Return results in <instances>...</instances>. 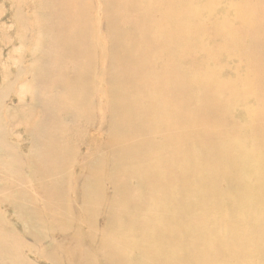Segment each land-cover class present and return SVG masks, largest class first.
Returning a JSON list of instances; mask_svg holds the SVG:
<instances>
[{"label": "rangeland", "instance_id": "obj_1", "mask_svg": "<svg viewBox=\"0 0 264 264\" xmlns=\"http://www.w3.org/2000/svg\"><path fill=\"white\" fill-rule=\"evenodd\" d=\"M107 1H62L84 2L80 11L86 9L84 95L77 87L53 90L56 76L39 80L59 56L54 47L48 53L44 20L39 25L33 14L40 1L0 0V264H264V0H181L180 7V0ZM160 15L165 21L148 26ZM114 25L136 33L140 47L130 55L143 56L140 69L152 71L135 87L123 76L128 68L112 65V52L130 44L123 39L112 49ZM157 32L169 42L146 38ZM40 51L51 57L48 66L32 58ZM171 62L177 85L167 110L161 95L146 92ZM47 98L72 109L64 117L55 110L57 129L39 124ZM57 131L63 146L57 157L65 159L58 165L45 157L51 140L42 138ZM145 153L153 155L141 158ZM206 158L210 169L201 165Z\"/></svg>", "mask_w": 264, "mask_h": 264}, {"label": "bare ground", "instance_id": "obj_2", "mask_svg": "<svg viewBox=\"0 0 264 264\" xmlns=\"http://www.w3.org/2000/svg\"><path fill=\"white\" fill-rule=\"evenodd\" d=\"M12 1H14V0H12ZM33 1V0H32ZM40 2V6H42V7H40L39 8V10L37 11H35L33 14H35V15H37V17H38V24L40 25L41 23H42V21L44 20V22H43V24H42V26H41V32L44 34H48L49 36H50V40L46 43L45 42V45H46V48H47V51H48V53L51 51V50H53L52 48L54 47V52H55V54H59V56L58 57H56L55 58V60L53 61L52 59H51V66L48 68V70H46L45 71V73H44V77H42V75L39 77V80L41 81V80H44L45 78H50L51 79V75H53V76H56V78L57 79H55V80H53V83L51 84V82H52V80L51 81H49V83H50V87L53 89V90H55V89H61L62 91H63V93H66L67 94V90H68V88L69 89H76V87H77V90L78 91H81V92H83V94L84 95H86V88L88 87V86H86L87 84H86V41L87 42H89L88 41V39L86 40V37H89V35L88 36H86V9L84 10V12H81L80 11V9H82V6H80V4H82V3H84V2H62V1H64V0H39ZM46 1V2H45ZM68 1V0H67ZM113 1V0H112ZM177 1H179V0H177ZM47 2H48V4H47ZM107 2H109V0L107 1ZM115 2V1H114ZM259 2V1H258ZM36 3V2H35ZM38 3V2H37ZM43 3H45V5L43 6ZM103 3V2H102ZM183 2H181V0L178 2V7H180L181 6V4H182ZM188 3V2H187ZM105 4H107V3H105ZM108 4H111V2H109ZM108 4H107V6H108ZM120 4L123 6V4H124V2H120ZM264 4V3H263ZM14 5V4H13ZM56 5H58V7H59V10H57L58 9V7H57V9H54V8H56L55 6ZM121 5H120V7H121ZM187 5V4H186ZM190 5V4H189ZM191 5H193L192 4V2H191ZM202 5V4H201ZM208 5V4H207ZM52 6H54V7H52ZM125 6H127V5H125ZM173 6V5H172ZM199 6V5H198ZM204 6V5H203ZM109 7V6H108ZM113 7V9H115L114 7L115 6H112ZM116 7H117V5H116ZM132 8H133V10L135 9V5L134 6H131ZM192 7V6H191ZM190 6H189V9L191 8ZM194 7H196V6H193V9L196 11V9L194 8ZM111 8V7H110ZM174 8V7H173ZM188 8V7H187ZM185 9L184 8V10H185V12H187L186 10H189V9ZM129 9V8H128ZM183 9V8H182ZM181 8H180V10H177V13L178 14H180V16H181V10H182ZM136 10V9H135ZM167 10L169 11V10H172V8L171 7H168L167 8ZM167 10H165L166 12H168ZM183 10V11H184ZM181 11V12H180ZM18 10H16V13H15V16H14V18L16 19V20H19V18H18ZM37 12V13H36ZM185 12H184V14H185ZM81 13H83V18H82V15H81ZM190 13H191V10H190ZM188 14V13H187ZM35 19H37V18H35ZM42 20V21H40V20ZM154 19H156L157 20V22L158 21H165V19H164V16L163 15H160V16H157V17H155V18H151L150 19V23L151 24H149L148 26H152L154 23H153V21H154ZM83 20H85V21H83ZM263 21V20H262ZM36 22V21H35ZM105 23H106V21H104ZM105 25V24H104ZM169 28V27H168ZM198 29L199 30H202L201 29V27L200 26H198ZM96 30V29H95ZM111 30L112 31H110V33L112 32V34H111V38H109V36H108V39H109V41L108 40H106V41H108L109 42V44L111 45V47H112V49H113V47L114 46H116V45H121V43H122V40L123 39H128L130 42V44L129 45H126V46H124L119 52H112V56H110V57H112L113 58V67H116V68H118V67H123V68H128V70H129V74H127V75H123L124 77H125V80L126 81H131L132 82V84H133V86L135 87V84H136V81L138 80V78H140L141 80L142 79H144V78H146V76H147V74H148V72L149 71H151V70H147V69H145V66L146 65H143V69H140V67H139V65L138 64H142V63H144V61L145 60H143V56H142V61H141V59L140 58H138V59H133L132 57H131V55H130V53L135 49V48H137V47H140L139 45H138V43L136 42V40L138 39V36L136 35V33L132 30V29H129L128 31H120L121 29L119 28V26L118 25H114V26H112L111 27ZM94 32V31H93ZM92 32V33H93ZM96 32V31H95ZM37 34H40V32L39 33H37ZM92 35V34H91ZM98 34H96L95 33V37H99V35L97 36ZM37 36H40V35H37ZM106 36V35H105ZM104 36V37H105ZM164 36V34H161L160 32L158 33H155V34H152V36H148V37H146V38H150L151 37V40H152V42H153V44L154 45H156V44H161V43H163V42H169L166 38L164 39V40H162L161 41V37H163ZM41 38V37H40ZM172 38V37H171ZM106 39V38H105ZM97 40V39H96ZM105 41V42H106ZM173 43V42H172ZM105 44V43H104ZM109 46V45H108ZM45 48V49H46ZM50 51H49V50ZM96 49H99V48H96ZM172 49H174V47H172L171 46V43H170V45H169V47H168V51L169 50H172ZM34 50V49H33ZM93 51H94V49H92ZM106 50V49H105ZM152 50H154V49H152L151 47H150V49H148V47H145V51L146 52H149L150 51V53H151V51ZM45 51V50H44ZM46 51V52H47ZM99 51H100V49H99ZM52 52V51H51ZM106 52V51H105ZM108 52V51H107ZM45 53V52H44ZM91 53V52H90ZM96 53V52H95ZM144 53V52H143ZM31 54H32V52H31ZM51 54V53H50ZM54 54V55H55ZM91 54H93V53H91ZM108 55H110V54H108ZM37 58L36 59V61H38V62H45L46 63V65L48 66V64H50V61H49V59L51 58H49L46 54H43L41 51L40 52H38L37 54H32V58L34 59V58ZM93 57V56H92ZM187 58V57H186ZM110 60H112L111 58H110ZM11 61H13V63H14V60H11ZM194 62V61H193ZM176 63H178V61L176 62ZM68 64H69V69H68ZM21 65V64H20ZM46 65H45V67H46ZM169 65H171V71H169V69H167V66H166V64L162 67V69L163 70H165V71H169V76L168 77H166V75L163 73V70H162V73H161V76H160V80H159V82H157V83H155V85H153V89L152 90H150V91H148V92H146V94H151L152 93V95H161V105L162 104H166L167 105V110H170V108H171V106H170V104L168 105L166 102H171V100H173L174 99V91H176V90H174V85H177L176 84V82H175V80H177V74H176V69H177V67L175 68L174 67V65L172 64V62L169 64ZM136 66H138V68L135 70V69H132V67H136ZM33 67V66H32ZM102 67V66H101ZM21 68V67H20ZM36 68V67H35ZM180 68V67H179ZM30 69V68H29ZM28 68H27V70H29ZM103 69V68H102ZM153 69V68H152ZM79 70H81V71H79ZM97 70V69H96ZM30 71V70H29ZM28 71V72H29ZM33 72V71H32ZM69 72V73H68ZM152 72V71H151ZM30 73V72H29ZM36 73H37V71H36ZM98 73V72H97ZM153 73H154V71H153ZM35 75V74H34ZM96 75H98V74H95L94 76H95V78H96ZM101 76V75H100ZM102 77V76H101ZM105 77V76H104ZM114 77V76H113ZM32 78V77H31ZM94 78V77H93ZM110 78H112V77H110ZM171 78H173L174 80L172 81L171 80ZM36 79H37V74H36ZM92 79V78H91ZM99 79V78H98ZM97 79V80H98ZM106 79H108V78H106ZM184 79V78H183ZM33 80H34V78H33ZM38 80V79H37ZM227 80V79H226ZM260 80V79H259ZM39 81V82H40ZM96 81V80H95ZM116 81V77H115V79L113 80V82H115ZM203 81V80H202ZM31 82V81H30ZM33 83H35L34 81H32ZM97 82V81H96ZM183 82H185V81H183ZM37 83V82H36ZM35 83V84H36ZM38 84V83H37ZM179 85V84H178ZM94 86H96V84L94 85ZM197 86V85H196ZM101 87V86H100ZM34 88V87H33ZM93 88H95V87H93ZM97 88H98V86H97ZM176 88V87H175ZM183 88V87H182ZM48 90L47 88H44V90ZM177 89H179V87H177ZM190 89V88H189ZM193 89V88H192ZM45 90V91H46ZM51 90V89H50ZM77 90H75V92L77 91ZM33 91H34V89H33ZM35 91H37V90H35ZM52 91V90H51ZM91 91V90H90ZM100 91V90H99ZM182 91H183V89H182ZM208 91V90H207ZM74 92V93H75ZM94 92H95V90H94ZM203 92V91H202ZM99 93V92H98ZM122 93V92H121ZM179 93V92H178ZM177 92H176V94H178ZM33 94V93H32ZM47 94V93H46ZM82 94V93H81ZM48 95V94H47ZM75 95H78L77 93H75ZM116 95H117V92H116ZM128 95H129V92H128ZM46 95L44 94V97H45ZM48 96H50V95H48ZM81 96V95H80ZM82 97V96H81ZM95 97H96V95H95ZM49 98V97H48ZM47 98V99H48ZM74 98V97H73ZM160 98V97H159ZM55 98H53V100H54ZM182 99V98H181ZM190 99V98H189ZM211 99V98H210ZM49 100V99H48ZM51 100V99H50ZM50 100L49 101H47V100H43V101H41V103H42V105H41V109H42V114L43 115H41V117H42V119L40 120L39 119V124L42 126V127H52V126H54L55 124H54V122L57 120V119H60V116H58V115H56V113H55V110H56V112H57V109H58V112L60 111L59 109H61V108H63L64 106H65V108H66V105H64L63 107H60L59 108V103H60V101L61 100H59V103H56V105L53 107V104L51 105L50 104ZM79 100V99H78ZM80 100H82V99H80ZM79 100V101H80ZM21 101V100H20ZM54 101H57V100H54ZM46 102H49V103H46ZM58 102V101H57ZM61 103H62V101H61ZM18 104H21V102L20 103H18ZM23 105H25V104H23ZM23 105H19L20 107H22ZM18 106V105H17ZM30 106V105H29ZM29 106H27V108L29 107ZM50 106H52L51 108H49ZM71 105H69V107H70ZM193 106V105H192ZM20 107L18 108V109H20ZM90 107V106H89ZM179 107H181V106H179ZM15 108V107H14ZM72 108V107H71ZM16 109V108H15ZM39 109V108H38ZM67 109V108H66ZM66 109H61V111L59 112L60 113V115H62L63 114V117H64V115L66 116L67 115V111H70L71 112V110H67L66 111ZM69 109V108H68ZM106 109V108H105ZM174 109H178L177 107L176 108H174ZM37 110V109H36ZM86 110V109H85ZM104 110V109H103ZM110 110V109H109ZM119 110H120V108L119 107H117V109H116V112H117V114H119ZM22 111H23V109H22ZM105 111V110H104ZM107 111V110H106ZM185 111V110H184ZM25 112H26V109H25ZM73 112H74V114L77 116H75L77 119H78V117H79V115H78V113H75V111H74V109H73ZM110 112V111H109ZM170 112V111H169ZM210 112V111H209ZM82 113V112H81ZM176 113V112H175ZM24 114V113H23ZM58 114V113H57ZM98 114V113H97ZM105 115H106V113H104ZM174 114V113H173ZM249 114V113H248ZM27 115V114H26ZM37 115H38V111H37ZM84 114H82V120L85 118L84 116H83ZM85 115H86V113H85ZM87 115H88V113H87ZM187 114L185 113V116H186ZM252 115V114H251ZM25 116V115H24ZM81 116V115H80ZM92 116V115H91ZM95 116V115H94ZM109 116V115H108ZM74 117V116H73ZM74 117V118H75ZM87 118H88V116H86ZM93 117V116H92ZM115 117L116 118H113V119H116V120H113V122H114V125H113V130L115 131V130H118V128L117 127H119V123H118V116L117 115H115ZM197 117V116H196ZM204 117V116H203ZM87 118H85L86 120H87ZM76 119V120H77ZM101 119V118H100ZM106 119H108V117L106 118ZM189 119H190V117H189ZM72 120H74V119H72ZM76 120H75V122H76ZM81 120V119H80ZM81 120V121H82ZM177 120V119H176ZM79 121V120H78ZM180 122H182V121H180ZM78 123H80V122H78ZM77 123V124H78ZM86 123V122H85ZM84 123V124H85ZM35 124V123H34ZM59 124V123H58ZM81 124H83V123H81ZM133 124H137V123H135V122H133ZM22 126H23V124H21ZM20 125V126H21ZM25 125H26V123H25ZM104 125H105V123H104ZM140 125V124H139ZM220 125H222V124H220ZM29 126V125H28ZM40 126V127H41ZM78 126V128H79V126L80 125H77ZM86 126V125H85ZM107 126H108V124H107ZM130 127H132V125H129ZM187 126V125H186ZM203 126H207V125H203ZM16 127V126H15ZM48 127L46 128V129H48ZM50 127V128H51ZM55 127V126H54ZM84 127V126H83ZM82 127V128H83ZM95 127H96V124H95ZM194 127H195V125H194ZM56 128V127H55ZM31 129H32V127H31ZM36 129H37V127H36ZM43 129V128H42ZM45 129V128H44ZM57 129V128H56ZM79 129H81V128H79ZM78 129V130H79ZM1 130V129H0ZM34 131H35V129H33ZM66 130V129H65ZM12 131V130H11ZM37 131V130H36ZM41 130H39V132H40ZM43 131V130H42ZM45 131V130H44ZM43 131V132H44ZM47 131V130H46ZM62 131V130H61ZM67 131V130H66ZM65 131V132H66ZM48 132V131H47ZM46 132V133H47ZM54 132V131H53ZM52 131H51V133H53ZM64 132V131H63ZM62 132V133H63ZM70 132V131H69ZM72 132V131H71ZM86 132V131H85ZM128 132V131H127ZM9 133V132H8ZM33 133V132H32ZM45 133V134H46ZM67 134H70V133H68V131L66 132ZM65 133V134H66ZM107 133V132H106ZM215 133V132H214ZM10 134V133H9ZM9 134H8V136H9ZM86 134V133H85ZM109 134V133H108ZM107 134V135H108ZM11 135V134H10ZM42 135V134H41ZM39 136L40 138L42 137V136ZM50 135H52V134H50ZM73 135V137H74V134H72ZM76 135V134H75ZM127 135V134H126ZM29 136V135H28ZM53 137H52V139L49 137V136H46V135H44L42 138L43 139H47L48 141H50V143L51 144H49L48 143V146L49 145H51V147H49L48 148V151L46 152V154H45V157H47V155H51V157H53V159H54V157H55V160L56 161H58L56 164L58 165V163H60V161H59V159L61 160L62 158L61 157H57V154H58V156H60L59 154L61 153V151L63 152V146L62 147H60L59 146V141H60V139H61V137L60 136H62V134L61 133H59V131H57V132H55V134L54 135H52ZM64 136V135H63ZM11 137V136H10ZM34 135L33 136H31V139L33 138L34 139ZM37 137V136H36ZM108 137V136H107ZM8 138V137H7ZM20 138V137H19ZM40 138H38L37 140L39 141L40 140ZM41 138V141H39V142H36V145H34V142H33V146L35 147H37V143H41L42 144V139ZM202 138V137H201ZM213 138V135H210L209 136V139L211 140ZM3 139H4V137H3ZM32 139V140H33ZM7 140V139H6ZM36 140V139H35ZM34 140V141H35ZM192 140L194 141V142H196V143H199V144H201V142H200V140H204V139H195V138H193L192 137ZM44 141V140H43ZM46 141V140H45ZM48 141H46V142H48ZM5 142V141H4ZM8 142V141H7ZM6 142V143H7ZM67 142V141H66ZM70 142V143H69ZM68 143L69 144H71V141H69ZM30 143H31V141H30ZM62 143V142H61ZM101 143V142H100ZM5 144V143H4ZM7 144H9V142L7 143ZM11 144V143H10ZM40 144V145H41ZM44 144V143H43ZM66 144V143H65ZM64 144V145H65ZM30 146V145H29ZM43 146V145H42ZM70 146V145H69ZM101 145L99 144V147H100ZM8 147V146H7ZM12 147V146H11ZM41 147V146H40ZM39 147V145H38V147L36 148L37 150H38V148H40ZM66 147V146H65ZM9 148H10V146H9ZM42 148V147H41ZM46 148H47V146H46ZM12 149V148H11ZM28 149H30V148H28ZM70 148H67L66 147V149L65 150H69ZM74 149V148H73ZM96 149H98L97 147H96ZM32 151H33V149H31ZM65 150H64V154L66 153L65 152ZM159 150V149H158ZM5 151V150H4ZM11 151V150H10ZM16 150H14V152H15ZM18 151V150H17ZM99 151V150H98ZM100 151H101V148H100ZM99 151V152H100ZM34 152H36V150H34ZM38 152V151H37ZM85 152V151H84ZM242 152V151H241ZM4 153V152H3ZM7 153V152H6ZM12 153V152H11ZM31 153V152H30ZM40 152H38V154H39ZM45 153V152H44ZM54 153H56V155L54 154ZM68 153V152H67ZM86 153V152H85ZM20 154H22V153H20ZM20 154H19V156H20ZM36 154V153H35ZM42 154V153H41ZM243 154V153H242ZM30 155V154H29ZM61 155H62V157H63V154L61 153ZM85 155V154H84ZM89 155H91V154H89ZM94 155H95V152H94ZM98 155V154H97ZM129 155V154H128ZM150 155H153L152 153H145V154H141L140 155V157L141 158H145V157H148V156H150ZM226 154L225 153H223V156H225ZM9 156V155H8ZM19 156H17V157H19ZM31 156V155H30ZM76 156H77V154H76ZM79 157H80V155H78ZM83 156V155H82ZM2 157V156H1ZM16 157V156H15ZM22 157V156H21ZM43 157V156H42ZM64 157H65V155H64ZM66 157H68V156H66ZM97 157V156H96ZM128 157H130V156H127V158ZM7 158V157H6ZM36 158V157H35ZM11 159V158H10ZM19 159H21V158H19ZM37 159V158H36ZM47 159V158H46ZM64 159V158H63ZM63 159H62V161H63ZM93 159H95V158H93ZM133 159H134V157H133ZM6 159H4V161H5ZM40 160H41V158H40ZM45 160V159H44ZM54 160V161H55ZM65 160V159H64ZM84 160H85V158H84ZM7 161H9L8 159H7ZM7 161H6V163H7ZM18 161V160H17ZM21 161H22V159H21ZM91 161V160H90ZM121 161V160H120ZM40 162V161H39ZM75 162H76V160H75ZM92 162V161H91ZM103 162V161H102ZM12 163V162H11ZM50 163H53V161L52 162H50ZM49 163V164H50ZM8 164V163H7ZM7 164H5L4 163V168H6L5 167V165H7ZM21 164V163H20ZM23 164H25L24 162H23ZM121 164V163H120ZM0 165H1V163H0ZM22 165V164H21ZM20 165V166H21ZM106 165V164H105ZM201 165H203L206 169H210V165H211V163H209V160L206 158V160H204L203 162H202V164ZM19 166V165H18ZM53 166L54 167H56V165H54L53 164ZM10 167H12V166H10ZM15 167V166H14ZM17 167V166H16ZM22 167H23V165H22ZM22 167L20 168V169H22ZM59 167H60V164H59ZM216 166H214L213 164H212V168H215ZM242 167V166H241ZM8 168V167H7ZM6 168V169H7ZM19 168V167H18ZM24 168V167H23ZM33 168V167H32ZM58 168V167H57ZM3 169V168H2ZM5 169V170H6ZM8 170H10V169H8ZM13 170V169H12ZM12 170H10V171H12ZM56 170V169H55ZM21 171H23V170H20V172ZM52 171V170H51ZM2 172V171H1ZM26 172V171H25ZM24 172V174H22V175H25V174H27V172L25 173ZM3 173H4V170H3ZM10 172L9 171H7V174L8 175H10L9 174ZM23 173V172H22ZM26 177V176H25ZM123 178V177H122ZM23 181L25 180V179H22ZM27 180H29L28 178L26 179V183H28L27 182ZM55 180V179H54ZM82 180H83V178H82ZM108 181H109V179H108ZM31 182V181H30ZM2 183V182H1ZM21 183V182H20ZM23 183V182H22ZM25 183V182H24ZM50 183V182H49ZM10 184V183H9ZM19 184V183H18ZM29 184V183H28ZM31 184H32V182H31ZM20 185V184H19ZM111 185V184H110ZM3 186V185H2ZM7 186V185H6ZM18 186V185H17ZM22 185H20V187H21ZM27 186V185H26ZM31 186V185H30ZM29 186V187H30ZM33 186V185H32ZM31 186V187H32ZM41 186V185H40ZM23 187V186H22ZM25 187V186H24ZM30 187V188H31ZM53 187V186H52ZM2 188H4V186L2 187ZM18 188V187H17ZM34 188V187H33ZM33 188H31L33 191H34V189ZM5 189V188H4ZM8 189H9V187H8ZM22 189H24V188H22ZM28 189V188H27ZM112 189V188H111ZM113 190V189H112ZM4 191V190H3ZM30 191V190H29ZM36 191V190H35ZM6 192H7V190H6ZM6 192H4V193H6ZM32 192V191H31ZM113 192V191H112ZM10 194V193H9ZM22 194V193H21ZM36 196V195H35ZM22 198V197H21ZM38 198V197H37ZM28 200V199H27ZM30 201V200H29ZM36 201V200H35ZM45 201V200H44ZM28 202V201H27ZM26 202V203H27ZM19 203V202H18ZM25 203V204H26ZM55 203V202H54ZM23 204V207H24V202L22 203V201H21V205ZM21 205H17L16 204V207L17 206H20V207H22ZM27 205V204H26ZM30 205V204H29ZM81 205V204H80ZM31 206V205H30ZM13 208H14V205H13ZM25 208H26V206H25ZM108 208V207H107ZM17 209V208H16ZM15 209V210H16ZM23 209L24 208H22V211H23ZM95 209V208H94ZM14 210V211H15ZM83 210V209H82ZM96 210V209H95ZM76 212V211H75ZM18 213H20V212H18ZM23 213L24 212H22V215H23ZM26 213V212H25ZM15 216V215H14ZM16 217V216H15ZM18 217V216H17ZM23 217H24V215H23ZM27 217V216H26ZM30 217V216H29ZM17 219V218H16ZM19 219V218H18ZM1 220V219H0ZM18 221V220H17ZM32 222V221H31ZM4 223V222H3ZM2 223V224H3ZM5 225V224H4ZM22 225V224H21ZM6 228V227H5ZM23 230H24V228H23ZM33 230V229H32ZM3 233V232H2ZM25 233V232H24ZM5 235V234H4ZM156 235V234H155ZM1 236V235H0ZM15 236V235H14ZM4 237V236H3ZM29 237V236H28ZM0 238H2V236L0 237ZM30 238V237H29ZM159 238V237H158ZM162 238V237H161ZM5 239V238H4ZM4 239H2L3 241H4ZM31 239V238H30ZM165 239V238H164ZM32 240V239H31ZM11 242H12V240H10ZM8 242H9V237H8ZM14 242V241H13ZM5 246H7V245H4V249L5 248H7V247H5ZM9 249H11L10 247H8ZM79 251V250H78ZM81 252V251H80ZM199 252V251H198ZM79 253V252H78ZM8 256H9V254H8ZM12 258V257H11ZM14 258V257H13ZM2 262V261H1ZM3 263V262H2ZM4 264V263H3Z\"/></svg>", "mask_w": 264, "mask_h": 264}]
</instances>
